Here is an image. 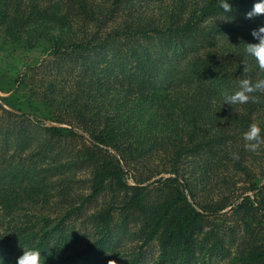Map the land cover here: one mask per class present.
<instances>
[{
    "label": "trees",
    "instance_id": "16d2710c",
    "mask_svg": "<svg viewBox=\"0 0 264 264\" xmlns=\"http://www.w3.org/2000/svg\"><path fill=\"white\" fill-rule=\"evenodd\" d=\"M258 2L232 0L228 17L218 0H0L5 40L29 48L43 45L53 66L72 61L70 74L78 88L72 103L80 106L79 116L70 104L58 110L68 115L58 121L77 129L53 125L40 141L29 133L18 136L15 153L4 147L0 224L26 201L51 202L53 180L45 179L40 168L79 161L80 156L61 160L52 137L81 139L79 154L92 175L90 193L62 191L66 208L60 217L42 215L13 227L8 220L9 235L0 234V264H11L15 253L18 261L24 248L41 250L45 264H140L142 250L156 239L160 254L154 264H209L216 254L231 255L239 239L230 264H264L263 227L254 225L256 213L264 212V185L254 197L235 198L233 191L215 202L198 200L202 186L218 177L229 183L222 172L229 161L248 173L246 163L256 159L245 150L243 133L252 122L264 124V94H254L257 103L232 108L222 105L220 93L236 90L240 79L264 78L254 61L246 73L241 63L245 42H258L252 32L264 26V14L248 16ZM91 98L95 106L88 104ZM6 112L25 120L37 117ZM156 154L164 155L169 175L143 185L151 177H144L141 168L149 167ZM189 159L197 163L191 175L185 172ZM131 165L140 171L133 175L134 185L124 180ZM110 189L106 208L92 216L94 237L68 226ZM229 206L238 217L234 224L219 220ZM116 214L122 222H115ZM135 220L143 243L132 262L122 261L112 249V228L128 232L129 221Z\"/></svg>",
    "mask_w": 264,
    "mask_h": 264
},
{
    "label": "rangeland",
    "instance_id": "374dc122",
    "mask_svg": "<svg viewBox=\"0 0 264 264\" xmlns=\"http://www.w3.org/2000/svg\"><path fill=\"white\" fill-rule=\"evenodd\" d=\"M44 48L43 45L31 48L23 47L10 42V40H5V37L0 34V155L6 152L4 150L5 146L11 153H15L18 148V136L22 134L29 133L35 140L40 141L49 137L47 127L53 125L72 128V131L77 129V127H73L68 121H58V118H68L67 113L61 114L58 112V110L67 107L68 104H70L69 110L76 112L75 115L79 116L77 108H80V106L74 102L72 103L71 97V94L78 89L74 88L75 81L73 78L75 75L70 74L74 70L71 69L72 61L67 60L62 62L60 66L58 64L53 66L51 61H46L48 54ZM89 72L86 71V73L90 74ZM44 93L49 94V97L45 98ZM75 93L77 94V92ZM83 102L86 103L87 101L83 99ZM88 104L95 106L97 102L91 98ZM6 110L25 112L37 117L34 120H25L23 117L19 118L18 116L8 114ZM37 120L39 121L38 124H36ZM31 121L39 128H35L31 124ZM257 123H260V121H257ZM21 129L22 132H20ZM81 133L87 136V133L82 129ZM80 140L65 135L52 137L53 144L58 146L56 150H62L61 160H70L74 156H80L79 161L69 167L57 168L54 165L51 168L49 166L40 168L44 169L41 174L45 179L49 181L53 180V187L50 189L51 202L44 204L26 201L22 203L21 209L18 212L14 211V216H7L6 222L4 221V223L0 224V234L9 235L10 230L6 231L8 220L11 227H13L15 226L13 224L25 226L29 222L28 219H35L42 215L51 216L53 219L60 217L64 212V208H66L63 202L66 199L64 196L62 199L60 195L66 188H69L71 195L72 193L77 194V196L90 193L91 168L88 163L83 161L82 151L79 154V150H81V145H79ZM36 142L33 141V146L38 145ZM30 146L28 145L25 149L29 151ZM163 156L161 154L152 155L149 167L141 168V171L144 172V177H151L143 185L151 184V182L161 176L169 175V173L164 172L165 168H167V160L163 159ZM255 156L256 159L254 161L246 163L249 166L248 173H244L242 169L236 168L234 161H229L226 166L222 167L223 177L226 176L229 183H221V176L218 177L215 181H211V184L208 186H202V190L198 194V200L206 203L215 202L218 200L216 198L222 194H229L233 191H235V198L245 195L254 197L255 191L257 193L264 185V145L255 153ZM189 160L192 163V159ZM131 168L129 173L124 177V180L129 185H134L137 182L133 175H139L140 171L138 167L132 166ZM195 169H197V163L194 162L185 169V172L191 175ZM158 172L161 173L156 175ZM110 193H112L111 189L108 190V193H103L98 200L86 204L83 208V215L74 216L68 220V226L76 232L87 233L89 237H94L96 223L93 221L92 216L98 210L102 211L106 208L105 198L109 200L111 197ZM105 194H109V196ZM231 208L232 206H229L224 209V215L219 220L227 224L236 223L235 221L238 217L233 214ZM0 214L5 215L1 209ZM256 215H258V219L254 225L263 227L264 234V212L260 211ZM259 221L263 222V225L259 224ZM115 222H122V216L120 217L116 214ZM239 224H237L238 227ZM128 226L130 227L128 232L119 230L117 227L112 228L114 230L112 238L115 242L112 249H114V252L122 255V261L132 262L140 250L143 239L139 234V220L129 221ZM241 232L242 229L240 228L236 237ZM239 243H242L241 239H239ZM238 244L235 242L232 246L231 255L225 253L216 254L209 259V264H230V259L234 255ZM159 254V241L156 239L142 250L139 256L140 264H154ZM16 258L17 253L13 255L11 264L17 263Z\"/></svg>",
    "mask_w": 264,
    "mask_h": 264
},
{
    "label": "clouds",
    "instance_id": "9594fccd",
    "mask_svg": "<svg viewBox=\"0 0 264 264\" xmlns=\"http://www.w3.org/2000/svg\"><path fill=\"white\" fill-rule=\"evenodd\" d=\"M217 6L226 16L233 10L232 0H218ZM254 14H264V0H259L256 3L253 11L248 13L249 18ZM252 36L258 42H245L241 61L244 69L243 73L250 70L249 61H254L259 69L264 70V26L254 29ZM256 93L264 94V78L256 80L251 78L240 79L236 85V90H224L220 93V98L223 106L230 105L234 108V106L246 105L250 102L257 103L259 97L254 95ZM243 140L245 141V150L256 153L264 145V124L250 123L243 133ZM233 158L238 157L234 154ZM17 264H45V257L41 255L39 249L24 248L23 255L18 258Z\"/></svg>",
    "mask_w": 264,
    "mask_h": 264
}]
</instances>
